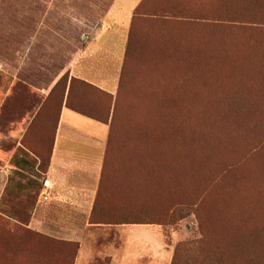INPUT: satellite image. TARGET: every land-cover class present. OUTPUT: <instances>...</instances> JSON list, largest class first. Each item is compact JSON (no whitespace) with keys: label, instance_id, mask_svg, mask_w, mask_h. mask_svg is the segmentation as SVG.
Returning a JSON list of instances; mask_svg holds the SVG:
<instances>
[{"label":"rangeland","instance_id":"374dc122","mask_svg":"<svg viewBox=\"0 0 264 264\" xmlns=\"http://www.w3.org/2000/svg\"><path fill=\"white\" fill-rule=\"evenodd\" d=\"M100 1L102 10L108 0ZM69 2L72 6H62L58 0L51 6H45L43 0H0V106L4 102V120L11 121L14 111L20 121H30L29 128L38 129V140L47 142L45 149L33 151L42 165L46 164L64 88L66 94L71 79L72 98L86 92L101 108L110 100L109 92L83 87L80 80L92 84L65 70L77 56L79 62L99 65L101 73L110 71L106 67L115 61L105 54H78L87 39L77 35L75 11L91 7ZM38 18L46 20L51 30L34 33ZM131 33L120 70L124 71L118 131L124 122L127 126L145 123L144 102L152 101L155 110L165 104L171 109L178 96L176 85H191L203 78L200 71H206L204 67L188 66V57L199 44L208 40L212 45L223 38L233 51L231 45L236 47V63L228 66L229 74L216 73L223 90L209 94L216 96L215 129L202 124L205 113L198 107L189 108L190 100L180 106L183 111L189 108L190 123L199 131L220 133L223 148L209 155L196 173L192 169L182 187L138 207L154 218H164L171 206L195 201L197 213L177 222L170 217L161 224L127 225L95 224L90 214L62 213L68 223L82 221L79 238L52 236L50 261L37 254L34 259L19 256L12 264H172L174 247L181 241L199 239L202 233L206 248L220 249L240 263L264 264V0H173L146 17H135ZM242 80L250 85L248 89L240 88ZM260 85L262 92H258ZM151 91L154 95H149ZM159 114L154 113L156 118ZM47 129L49 133H45ZM30 160L36 168L37 160ZM35 175L36 181L43 182L44 174ZM20 183L23 186L27 181ZM9 193L4 194L0 210L25 224L37 200V188L34 197L22 191ZM0 214V222H14L6 213ZM187 257L182 255L180 264H189Z\"/></svg>","mask_w":264,"mask_h":264},{"label":"trees","instance_id":"16d2710c","mask_svg":"<svg viewBox=\"0 0 264 264\" xmlns=\"http://www.w3.org/2000/svg\"><path fill=\"white\" fill-rule=\"evenodd\" d=\"M131 32L132 28L124 58L129 52ZM231 47L235 50L233 51L223 38L212 45L208 44V40L203 45L199 44L188 57L191 63L188 66L190 68L204 67L205 75L200 71L203 78L196 80L191 85H176L178 96L175 98V106L171 109L169 105L165 104L162 109L155 110L152 101L144 102L142 114L145 123L139 126H127L124 122L123 127H119V131L116 125L121 122L118 112L123 86L121 74L124 70L120 71L116 93L112 95L106 92L110 100L109 104L103 108L98 107L93 95L91 98H87L86 96L89 94L86 92H80L77 98H72L73 79L70 80L66 94L65 88L63 91L53 134H55L63 105L82 115L108 124L98 187L90 212L92 223L104 225L161 224L170 217H174L177 222L192 213H197L195 201L171 206L164 218H154L150 214L141 212L138 207L144 202L149 204L155 202L172 190H177L176 187H182L185 183L183 180L188 177L192 169H196L193 174L196 173L198 168L203 167V163L206 162L209 155H212L217 149L223 148L224 143L220 133L207 130L199 131L194 124L190 123L191 117L187 113L190 107L201 108V111L205 113L202 124L214 128L218 122V118H216L218 108L216 96H209V94L223 90L216 79V73L224 71L225 75L226 72L229 74L228 66L231 64L235 66L236 47L232 45ZM215 52L219 54H214ZM238 54L246 62L243 51H239ZM207 70H212V72ZM80 81L83 87L85 85L86 88L93 91L102 90L83 80ZM249 86L244 80L240 82L242 89H248ZM257 88L258 92H262V85ZM198 89L200 93L195 94ZM82 91H84L83 88ZM153 93L151 91L149 95H154ZM188 100L192 102V105H189L188 110H181L180 106ZM154 113H160L159 118H156ZM203 133H211V135ZM48 166L49 155L46 164L40 163L36 168L31 167L29 175L34 178H38L35 175L38 172L45 175ZM34 178L32 181L28 180L27 183H24L22 187H34L39 192L43 182L39 179L36 181ZM6 193L7 191H5ZM1 213L4 212L1 211ZM6 215L24 224L23 220ZM0 217L2 218V215ZM211 232L213 231L211 230ZM222 232L225 235L226 230L222 229ZM206 242V235L203 233L199 239L179 242L174 247L172 264L182 263V255L188 256L189 264H254L252 261L240 263L232 260L226 257L220 249L210 248V250L206 248Z\"/></svg>","mask_w":264,"mask_h":264},{"label":"crops","instance_id":"0c3cea01","mask_svg":"<svg viewBox=\"0 0 264 264\" xmlns=\"http://www.w3.org/2000/svg\"><path fill=\"white\" fill-rule=\"evenodd\" d=\"M43 1L45 6H51L56 0ZM69 1L72 0H58V3L62 6H72ZM172 1L108 0L105 8L101 10L100 0H75V5L91 7L89 10L75 11L73 21L77 35L87 39L78 54H105L115 61L108 63L106 69L110 71L101 73L99 65L79 62L77 56L73 63L66 65L65 70H70L71 76L83 78L92 85L115 94L135 17H146L147 13H153L159 7L169 6ZM34 11L38 15V10ZM64 11L71 12L67 8ZM43 12L46 13V10ZM46 22L43 18L36 19L33 32L51 30ZM117 62L119 65H116ZM3 103L0 106V203L3 202L7 190L10 193L22 191L27 196L34 197L35 188L25 189L20 181L33 180V177H28L33 165L30 158L36 159L39 165L41 159L33 151H41L47 146V142L38 140V129L29 128L30 121H20L19 115L14 111L11 121L4 120ZM49 132L48 129L45 131ZM54 133L48 146L49 166L28 221L22 224L10 218L14 222H0V264H12L19 256L34 259L37 254L50 261V237L79 238L82 232L78 231L83 230L82 221H79V225L74 224L75 221L68 223L67 219L61 218L60 215H89L91 212L102 167L108 124L63 105ZM14 175L17 176L14 178ZM54 208L58 210L54 211ZM57 213L59 218L55 219L54 215Z\"/></svg>","mask_w":264,"mask_h":264}]
</instances>
